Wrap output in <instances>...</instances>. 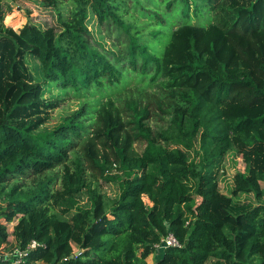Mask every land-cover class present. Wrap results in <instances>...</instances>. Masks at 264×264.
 Wrapping results in <instances>:
<instances>
[{
    "label": "trees",
    "instance_id": "obj_1",
    "mask_svg": "<svg viewBox=\"0 0 264 264\" xmlns=\"http://www.w3.org/2000/svg\"><path fill=\"white\" fill-rule=\"evenodd\" d=\"M46 2L58 28L38 39L5 25L12 9L0 0V249L11 235L14 247L40 245L23 264H264V0H60L65 12ZM204 11L214 23L188 22ZM133 13L157 27L178 13L186 22L161 41L147 26L151 45ZM108 25L126 39L110 45ZM126 73L159 80L155 92L135 87L121 105L85 104L46 127L62 96ZM230 151L244 170L226 196L217 177ZM99 179L118 195L88 188ZM168 233L180 246L154 255Z\"/></svg>",
    "mask_w": 264,
    "mask_h": 264
},
{
    "label": "rangeland",
    "instance_id": "obj_2",
    "mask_svg": "<svg viewBox=\"0 0 264 264\" xmlns=\"http://www.w3.org/2000/svg\"><path fill=\"white\" fill-rule=\"evenodd\" d=\"M11 6V12H8L5 16L4 23L6 26L11 27L13 30L23 33L30 38H38L40 39V32L45 30L46 28L57 27V15L55 10L51 9L48 4H46L47 0H4ZM58 1V0H57ZM71 3L60 2L58 3L59 8L63 12L69 10ZM151 8H157L151 6ZM133 16L136 18V24L141 27L140 30V41L153 44H158L156 39H154L150 35L151 28L153 27L156 30H160L163 32V35H159L158 39L165 40L166 34L170 31L174 30L180 23L186 22V19L183 17H179V13L175 14V17L168 20L167 26H156L154 21H150L147 18H141L139 15L133 13ZM126 19H129L127 16ZM188 22L192 24H202L206 25L208 23H214L215 18L212 13H208L204 11L202 15L193 16L190 15ZM102 36L105 35V40L109 42L111 45L112 42L117 39L125 40L126 37L123 36L122 32L117 29V27L113 25H108L102 27ZM168 41V37L166 39ZM165 41V42H166ZM148 79L141 78L138 74L126 73L123 77L121 83L114 87H92L91 90L87 92H79L75 93L70 91L67 95L61 97L60 105L57 109H54L50 113V119L46 124L47 128H51L53 125L60 121V117L66 114H69L75 110L80 109L83 105L87 104L92 112L93 109H96L99 104L105 102L107 99L118 100L116 103L121 105L124 101V97L127 94L126 91L131 90L132 92L136 91L135 87H146V91L155 92L154 88L157 87L159 82L156 81L152 87V85L146 86L148 83ZM150 83V82H149ZM147 102V100H145ZM149 108L151 110V117L149 119V125L151 128L155 129L160 127L163 124V120L161 117L155 116V113H158L155 109L154 105L150 103ZM159 118L161 121H159ZM141 142H136L135 146L137 151H141L143 145ZM196 149H198V142H196ZM195 154L193 152L190 153V157H194ZM244 170V163L242 158L237 155L234 151H230L226 154L221 169L218 171V189L219 191L226 195L230 196V191L233 187V177L236 173L242 172ZM119 175L118 171H113L111 173L112 176ZM263 187V185H262ZM88 188L96 189L99 193L104 195L108 199H113L118 195V185L114 181H108L99 179L97 182H89ZM78 201V205L84 208L89 206L88 197L86 193L83 191L76 197ZM241 205H245L248 201L254 203V198L251 194H240L236 197ZM0 222L2 219L0 218ZM13 229V224L8 225V232ZM15 246L14 239L11 235H9V242L7 245L3 246V251L7 252L11 250ZM155 256L151 255L147 259L148 264H154ZM35 264H45L42 262H37Z\"/></svg>",
    "mask_w": 264,
    "mask_h": 264
},
{
    "label": "built area",
    "instance_id": "obj_3",
    "mask_svg": "<svg viewBox=\"0 0 264 264\" xmlns=\"http://www.w3.org/2000/svg\"><path fill=\"white\" fill-rule=\"evenodd\" d=\"M179 246L180 245L175 237L171 233H168L161 239L159 244L155 245L154 255L161 253L167 248ZM39 247L40 245L36 241L31 240L24 249L20 247H14L11 250L5 252L2 248L0 249V262L6 260L9 262V264H23L30 251L35 250Z\"/></svg>",
    "mask_w": 264,
    "mask_h": 264
}]
</instances>
